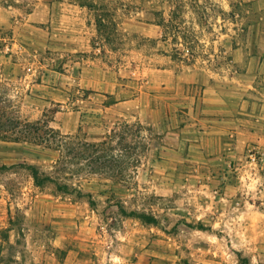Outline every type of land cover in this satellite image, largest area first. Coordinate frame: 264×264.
Segmentation results:
<instances>
[{"label":"rangeland","instance_id":"obj_1","mask_svg":"<svg viewBox=\"0 0 264 264\" xmlns=\"http://www.w3.org/2000/svg\"><path fill=\"white\" fill-rule=\"evenodd\" d=\"M80 2L83 35L68 34V51L49 60L52 76L38 85L45 71L38 68L32 91L14 79L0 83V93L29 119L46 111L54 127L75 133L82 126L89 139L118 121L150 119L142 122L147 146L125 179L77 174L65 191L36 185L27 168L50 171L57 151L1 140L0 264H264V150L252 144L230 166L224 157L192 155L170 116L128 102L153 93L166 54L173 65L202 54L205 34L221 54V34L234 36L241 0ZM145 20L160 23L161 39L142 33ZM104 71L114 91L97 84Z\"/></svg>","mask_w":264,"mask_h":264},{"label":"crops","instance_id":"obj_2","mask_svg":"<svg viewBox=\"0 0 264 264\" xmlns=\"http://www.w3.org/2000/svg\"><path fill=\"white\" fill-rule=\"evenodd\" d=\"M241 2L234 36L224 40L228 33L221 34V54L214 53V40L205 34L202 54L178 65L166 54L167 63L157 66L151 78L153 93L142 90L140 98L128 101L170 116L175 138L191 140L192 155L224 157L229 166L243 160L252 144L264 150V0ZM85 19L80 0H0V83L13 86L15 79L20 89L32 91L33 75L44 68L37 82L42 85L52 76L48 71H55L48 68L49 60L68 51V34L83 35L78 23ZM140 23L145 36L161 39L160 23ZM97 84L115 89L106 71Z\"/></svg>","mask_w":264,"mask_h":264},{"label":"trees","instance_id":"obj_3","mask_svg":"<svg viewBox=\"0 0 264 264\" xmlns=\"http://www.w3.org/2000/svg\"><path fill=\"white\" fill-rule=\"evenodd\" d=\"M52 120L46 111L37 119H29L12 98L0 93V141L27 142L58 152L48 172L27 165L38 186L52 182L57 189L66 191L71 187V178L77 174L125 179L130 166L140 163L138 150L147 146L144 135L147 127L140 120L118 121L99 139H89L82 132V126L75 133H64L51 124Z\"/></svg>","mask_w":264,"mask_h":264},{"label":"built area","instance_id":"obj_4","mask_svg":"<svg viewBox=\"0 0 264 264\" xmlns=\"http://www.w3.org/2000/svg\"><path fill=\"white\" fill-rule=\"evenodd\" d=\"M249 151V155L255 160L257 158V153H259L260 151H258V149L256 148V146L250 147L248 149ZM262 153H260L261 155Z\"/></svg>","mask_w":264,"mask_h":264}]
</instances>
